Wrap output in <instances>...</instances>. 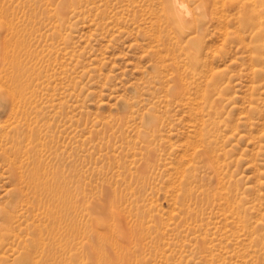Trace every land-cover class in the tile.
<instances>
[{
  "label": "rangeland",
  "instance_id": "rangeland-1",
  "mask_svg": "<svg viewBox=\"0 0 264 264\" xmlns=\"http://www.w3.org/2000/svg\"><path fill=\"white\" fill-rule=\"evenodd\" d=\"M120 217L116 264H264V0H0V264H91Z\"/></svg>",
  "mask_w": 264,
  "mask_h": 264
},
{
  "label": "bare ground",
  "instance_id": "bare-ground-1",
  "mask_svg": "<svg viewBox=\"0 0 264 264\" xmlns=\"http://www.w3.org/2000/svg\"><path fill=\"white\" fill-rule=\"evenodd\" d=\"M200 118H201V116H200ZM202 124H203V122H202ZM196 126L197 127L194 128V129H191L190 132H192V136L193 137H197L198 142L197 141L191 142L190 140H188V138H190L188 136L187 141L185 143L186 146L183 148V152L180 154V156L178 158V162L175 164V169L172 168L173 170H175V172L177 174V177H178V180H177L178 183H177V181H172V184L175 185L176 191L179 190L178 191L179 193H178L177 197L180 198V201H181V204H182V206H181L182 207L181 208L182 211H185V213L187 215H191L192 214V211H191L190 207H188V205H187L188 199L192 198V196L195 195V192H196L195 189H193L191 187L190 183H189V173L191 172L192 168L187 166V164L189 165L190 163H192V161H193L192 160L193 159L192 155L193 154H194V156L200 154L199 151H197V147H202V153L201 154H202V157L204 158V161L208 162V164L213 165L214 170H216V167L214 166L213 159L210 158V156L208 155V152L210 150L207 151V141L203 137V131H202L203 129L200 127V124L199 125L197 124ZM209 149H211V148H209ZM29 152H30V150H29ZM203 155H205V156H203ZM174 163H172L171 165H173ZM188 170H189V173H188ZM206 197L209 200H213L214 201L216 196L214 195V199H210L209 195L206 196ZM203 199L205 200V197ZM197 203L201 204L199 202H197ZM195 210H196V208H195ZM195 216H196V214H195ZM238 217H239V215H238ZM122 218L123 217H120L118 219V222L115 223L116 227L118 226L117 229L120 231L119 233L121 235V237H120L121 239L119 241L114 242V243H110L109 245L105 244V245H102V246L100 245V247H99V242H98L97 236H100L102 239L104 237L109 239V236L111 237L110 233L113 234L116 230L112 229L111 232H110V230L109 231L105 230L103 232H99L97 228H92V230L93 231L95 230L94 232H96L98 235L92 237V239H91L92 243H90V244L87 243V245L83 244V246H82L83 250L85 251V253H87V256L91 260V264H116L117 261H119V260L121 261V259H123L125 257L127 258L128 256L132 257L133 255H135L134 253L130 252L129 247H130V245H135L137 243L133 239L135 237V235L138 238H142V235H141L142 229H143L142 225H140L139 223H136V225H134L135 227L129 226L127 224H124V219H122ZM184 223H186V222H184ZM126 225H127V227H126ZM242 228H244V225H242ZM112 236L114 237V235H112ZM160 244L161 243L155 242V244L153 246L152 243H151V247H153V252L154 251L157 252V251L160 250ZM124 246H125V248H124ZM119 247L122 250L125 249L126 251H124V253H119L118 254L117 252H118ZM108 258H111V262L112 263L111 262L109 263V259Z\"/></svg>",
  "mask_w": 264,
  "mask_h": 264
},
{
  "label": "clouds",
  "instance_id": "clouds-1",
  "mask_svg": "<svg viewBox=\"0 0 264 264\" xmlns=\"http://www.w3.org/2000/svg\"><path fill=\"white\" fill-rule=\"evenodd\" d=\"M178 7L180 8V10L185 14V16H190L191 12L190 10L187 8L186 5L184 4H179Z\"/></svg>",
  "mask_w": 264,
  "mask_h": 264
}]
</instances>
